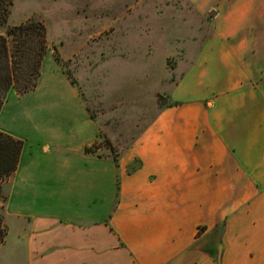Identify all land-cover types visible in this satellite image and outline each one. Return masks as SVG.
I'll return each mask as SVG.
<instances>
[{
	"label": "crops",
	"instance_id": "1",
	"mask_svg": "<svg viewBox=\"0 0 264 264\" xmlns=\"http://www.w3.org/2000/svg\"><path fill=\"white\" fill-rule=\"evenodd\" d=\"M192 1L215 33L118 164L86 152L100 126L50 54L9 92L25 264H264V0Z\"/></svg>",
	"mask_w": 264,
	"mask_h": 264
},
{
	"label": "rangeland",
	"instance_id": "2",
	"mask_svg": "<svg viewBox=\"0 0 264 264\" xmlns=\"http://www.w3.org/2000/svg\"><path fill=\"white\" fill-rule=\"evenodd\" d=\"M206 4L211 8L201 13L192 0H13L0 33L29 22L45 27L47 54L58 58L100 126L92 153L118 164L214 35L216 10ZM8 112L2 124L18 130ZM8 189L3 184V198ZM7 203L0 202L7 229L0 264H25L26 249Z\"/></svg>",
	"mask_w": 264,
	"mask_h": 264
},
{
	"label": "trees",
	"instance_id": "3",
	"mask_svg": "<svg viewBox=\"0 0 264 264\" xmlns=\"http://www.w3.org/2000/svg\"><path fill=\"white\" fill-rule=\"evenodd\" d=\"M12 4L13 0H0V28L6 26ZM46 55V29L41 23L29 22L0 33V112L13 88L21 96L37 88ZM69 79L72 80L70 76ZM72 83L75 84L73 80ZM23 145L0 132V202L7 200L2 195L3 184L17 171ZM86 152L91 153V148ZM6 237L7 229L0 215V248Z\"/></svg>",
	"mask_w": 264,
	"mask_h": 264
},
{
	"label": "water",
	"instance_id": "4",
	"mask_svg": "<svg viewBox=\"0 0 264 264\" xmlns=\"http://www.w3.org/2000/svg\"><path fill=\"white\" fill-rule=\"evenodd\" d=\"M214 15H215V13H212V16H214ZM163 104H164V106H166V105H167V101L164 100V101H163Z\"/></svg>",
	"mask_w": 264,
	"mask_h": 264
}]
</instances>
